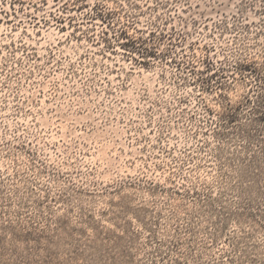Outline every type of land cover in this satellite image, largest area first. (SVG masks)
I'll use <instances>...</instances> for the list:
<instances>
[{"label": "rangeland", "instance_id": "374dc122", "mask_svg": "<svg viewBox=\"0 0 264 264\" xmlns=\"http://www.w3.org/2000/svg\"><path fill=\"white\" fill-rule=\"evenodd\" d=\"M0 264H264V0H0Z\"/></svg>", "mask_w": 264, "mask_h": 264}]
</instances>
